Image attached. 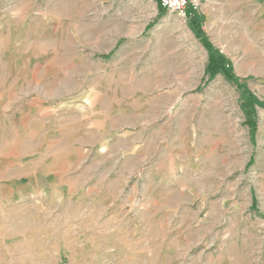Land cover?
I'll return each instance as SVG.
<instances>
[{
    "label": "rangeland",
    "instance_id": "1",
    "mask_svg": "<svg viewBox=\"0 0 264 264\" xmlns=\"http://www.w3.org/2000/svg\"><path fill=\"white\" fill-rule=\"evenodd\" d=\"M0 0V264H264V0ZM247 88V90H246Z\"/></svg>",
    "mask_w": 264,
    "mask_h": 264
},
{
    "label": "trees",
    "instance_id": "2",
    "mask_svg": "<svg viewBox=\"0 0 264 264\" xmlns=\"http://www.w3.org/2000/svg\"><path fill=\"white\" fill-rule=\"evenodd\" d=\"M191 19L194 26L198 30L199 36L205 41V45L209 50L210 57L208 69L211 72L212 76L223 74L228 78L233 79L235 77L233 73V66L228 62L227 58L223 54H221V52L216 49L211 42L207 40L206 34L202 28L201 19L199 18L198 14H193L191 16Z\"/></svg>",
    "mask_w": 264,
    "mask_h": 264
},
{
    "label": "built area",
    "instance_id": "3",
    "mask_svg": "<svg viewBox=\"0 0 264 264\" xmlns=\"http://www.w3.org/2000/svg\"><path fill=\"white\" fill-rule=\"evenodd\" d=\"M208 0H159L161 5L170 13H175L181 17H191L198 13Z\"/></svg>",
    "mask_w": 264,
    "mask_h": 264
},
{
    "label": "crops",
    "instance_id": "4",
    "mask_svg": "<svg viewBox=\"0 0 264 264\" xmlns=\"http://www.w3.org/2000/svg\"><path fill=\"white\" fill-rule=\"evenodd\" d=\"M197 14H198V16H200L199 13H197Z\"/></svg>",
    "mask_w": 264,
    "mask_h": 264
}]
</instances>
